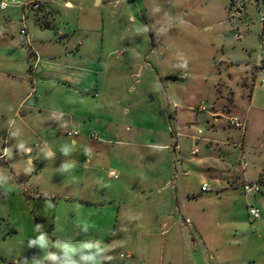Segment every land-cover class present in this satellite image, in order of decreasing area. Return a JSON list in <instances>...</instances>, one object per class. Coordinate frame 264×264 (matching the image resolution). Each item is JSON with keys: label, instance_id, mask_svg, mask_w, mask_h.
Instances as JSON below:
<instances>
[{"label": "crops", "instance_id": "0c3cea01", "mask_svg": "<svg viewBox=\"0 0 264 264\" xmlns=\"http://www.w3.org/2000/svg\"><path fill=\"white\" fill-rule=\"evenodd\" d=\"M37 1L45 3L40 12L16 5L0 9V220L15 241L16 263L131 264L134 257L140 264L233 261L235 256L224 254L220 235L212 231L216 221L204 219L209 200L199 198L211 192L212 182L220 192L243 191L245 184L258 182L259 177L245 178L247 118L245 130L235 129L242 132L240 143H221L240 148L243 177L210 164L211 158L187 162L176 151H181V141L173 148L164 129L161 134L144 123L118 122L119 111L114 113L109 104L118 77L99 71L86 52L96 38L83 34L77 47L71 45L77 32L96 31L58 28L54 22L61 3L73 11L102 8L109 0ZM27 12L40 27L34 33L27 29L30 44L21 35ZM175 95L181 102L178 117L180 110L192 107L182 94ZM210 116L217 134L220 116ZM188 132L182 138L193 145L201 140ZM207 142L220 144L214 138ZM198 153L192 149V156ZM185 165L203 168L194 177ZM197 179L200 189L194 188ZM204 183L210 187L205 193Z\"/></svg>", "mask_w": 264, "mask_h": 264}, {"label": "rangeland", "instance_id": "374dc122", "mask_svg": "<svg viewBox=\"0 0 264 264\" xmlns=\"http://www.w3.org/2000/svg\"><path fill=\"white\" fill-rule=\"evenodd\" d=\"M256 1L242 0L237 8L231 6V0H119L116 4L109 0L102 8L86 6L73 11L61 3L54 22L58 28L85 26L96 31L77 32L71 45L77 47L83 34L89 36L88 40L96 38V45L87 46L86 52L99 71L118 77L109 97L114 113L119 111L118 122L144 123L161 134L164 129L173 148L181 141L182 149L176 151L187 162L211 158L210 164L217 163L243 177L240 148L221 143L241 141L242 132L228 126V117L237 115L248 120L245 178L257 181L259 177L257 183L263 184L264 194V38ZM29 14L26 27L34 33L40 27ZM178 93L192 109L180 110L177 117L174 103L180 102L175 95ZM203 104L220 116L217 134L208 123L213 120L210 113L198 111ZM114 113L109 114L113 117ZM189 126L192 132H188ZM185 132L201 140L193 145L194 141L182 138ZM212 138L220 144L205 143ZM194 148L199 151L197 157L192 156ZM184 168L198 177L203 165ZM199 183L198 179L194 182L195 189L201 188ZM212 188L199 200H209L204 219L216 221L212 231L221 237L220 249L225 255L231 252L235 256L227 264H264V195L245 196L241 188L220 192L213 182ZM250 207L260 209L259 220L251 218ZM9 232L0 220V240L7 238L0 243V264H17V249ZM141 246L144 249L142 242ZM155 247L152 245L151 250ZM140 261L134 257L130 263Z\"/></svg>", "mask_w": 264, "mask_h": 264}, {"label": "built area", "instance_id": "2783aa9c", "mask_svg": "<svg viewBox=\"0 0 264 264\" xmlns=\"http://www.w3.org/2000/svg\"><path fill=\"white\" fill-rule=\"evenodd\" d=\"M241 1L242 0H232L233 7L236 6L237 8H239ZM10 5H16L18 7H23V8L27 6L30 10H32L34 12H40L45 7V3L41 2V1H37V0L30 2V3H26L25 1H16V0H0V9L2 11L8 9L10 7ZM256 7L258 8L259 13L261 14V23H262V26L264 27V0H257L256 1ZM22 25H23V28L21 30V35L23 37H25V39L27 41H29V44H30V35L27 31L25 18L22 20ZM174 107L177 109L178 108L177 104L174 103ZM199 109L201 112H205V113L211 112V111H209V108L204 104L201 105ZM227 121H228V126L230 128L241 129V130L246 129V123H245L244 119H242L241 117H239L237 115H232V116L228 117ZM69 135H73V134L69 133ZM93 136L95 137V135H93ZM209 190H210L209 185L207 183H204L202 186V192L205 193V192H208ZM243 191H244L245 195L251 197V196H254L256 194H261L262 188H261V185L258 183H255V184H249L248 183V184H245L243 186ZM249 214L254 220H258L261 218V211L258 208L251 207L249 209Z\"/></svg>", "mask_w": 264, "mask_h": 264}, {"label": "trees", "instance_id": "16d2710c", "mask_svg": "<svg viewBox=\"0 0 264 264\" xmlns=\"http://www.w3.org/2000/svg\"><path fill=\"white\" fill-rule=\"evenodd\" d=\"M252 93H253V90L250 92L249 100H251V98H252Z\"/></svg>", "mask_w": 264, "mask_h": 264}]
</instances>
